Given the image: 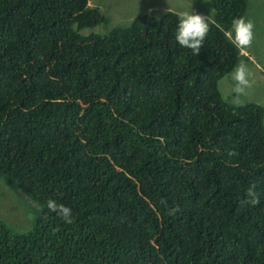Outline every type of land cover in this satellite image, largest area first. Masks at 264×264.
Listing matches in <instances>:
<instances>
[{"label": "trees", "instance_id": "16d2710c", "mask_svg": "<svg viewBox=\"0 0 264 264\" xmlns=\"http://www.w3.org/2000/svg\"><path fill=\"white\" fill-rule=\"evenodd\" d=\"M209 3L194 55L174 11L82 34L87 0H0V178L40 206L0 264H264L263 109L217 88L246 0Z\"/></svg>", "mask_w": 264, "mask_h": 264}, {"label": "rangeland", "instance_id": "374dc122", "mask_svg": "<svg viewBox=\"0 0 264 264\" xmlns=\"http://www.w3.org/2000/svg\"><path fill=\"white\" fill-rule=\"evenodd\" d=\"M90 7H97L107 18V22L80 30V33H104L114 25H125L138 13L160 15L165 10L178 15L185 10H192L212 20L209 0H87ZM244 18L253 21L254 39L247 49H239V57L233 68L217 82L220 97L223 101L240 105L252 102L263 109L264 125V0H246ZM104 31V32H103ZM232 31V26L227 32ZM230 38V37H229ZM243 62L249 70L251 87L245 94L237 96L231 92L233 81L231 73ZM39 204L25 192L0 178V220L13 232L22 233L28 230L39 210Z\"/></svg>", "mask_w": 264, "mask_h": 264}, {"label": "clouds", "instance_id": "9594fccd", "mask_svg": "<svg viewBox=\"0 0 264 264\" xmlns=\"http://www.w3.org/2000/svg\"><path fill=\"white\" fill-rule=\"evenodd\" d=\"M208 18L192 10H185L178 15V26L175 39L182 48L190 49L194 55H197L204 44L205 38L209 32ZM255 25L252 20L244 17L234 18L232 22V31L229 33L231 42L239 49H247L252 45L254 39ZM249 70L241 62L231 73V80L234 82L231 92L237 96L245 94V90L251 87L249 80ZM251 206L259 203V195L255 186L247 190V199L242 201ZM47 207L51 212L57 213L66 224L73 223L72 209L63 204H58L55 200H48ZM178 209H173L172 213Z\"/></svg>", "mask_w": 264, "mask_h": 264}]
</instances>
